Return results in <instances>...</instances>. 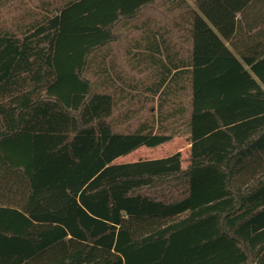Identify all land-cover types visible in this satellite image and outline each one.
<instances>
[{
    "label": "trees",
    "instance_id": "obj_1",
    "mask_svg": "<svg viewBox=\"0 0 264 264\" xmlns=\"http://www.w3.org/2000/svg\"><path fill=\"white\" fill-rule=\"evenodd\" d=\"M150 1L66 0L0 36V264H264V0H194L189 49L148 37L130 83L108 45ZM181 134L185 168L113 164Z\"/></svg>",
    "mask_w": 264,
    "mask_h": 264
},
{
    "label": "crops",
    "instance_id": "obj_2",
    "mask_svg": "<svg viewBox=\"0 0 264 264\" xmlns=\"http://www.w3.org/2000/svg\"><path fill=\"white\" fill-rule=\"evenodd\" d=\"M64 0L60 6L65 2ZM186 6H189L195 10L200 16L201 13L194 4V0H151L149 4L141 7L140 10L131 18H124L119 21V24L115 27V35H118V39H122L118 42V39L109 43L110 48L120 45L123 48V54H149L157 55L158 40L153 42L154 49H147V41L145 39L150 38H165L167 41L168 51L173 48H180L181 51L189 49V40L185 43H181L178 39L180 34L184 32V29L177 30L176 22L188 23L190 20V13H187ZM205 21L206 18L203 17ZM151 24L153 27L148 29L147 25ZM118 42V43H117ZM227 47L230 46L228 42H225ZM127 63V59L125 58ZM167 143V142H166ZM156 147L146 148L141 146L134 151H142V153H152L147 149H154ZM133 152V151H132ZM130 152L129 154H131ZM142 153H137L142 154ZM127 154V155H129ZM169 156V155H168ZM140 157V156H138ZM166 157L165 155L142 157L139 160H150ZM117 159V158H116ZM115 159V160H116ZM114 160V161H115ZM137 161V160H134Z\"/></svg>",
    "mask_w": 264,
    "mask_h": 264
},
{
    "label": "rangeland",
    "instance_id": "obj_3",
    "mask_svg": "<svg viewBox=\"0 0 264 264\" xmlns=\"http://www.w3.org/2000/svg\"><path fill=\"white\" fill-rule=\"evenodd\" d=\"M63 1L64 0H0V36H3V34L7 33L9 35L13 34V36L15 37L22 38L24 36L25 31L29 30L33 26L37 25V23H40L43 19L52 15L55 9L57 7H60V4ZM14 40L18 42H23L21 39ZM121 40L122 39H118V42H121ZM112 57L115 66H117L120 70L124 71L127 77V81L132 83L138 78L139 80H143V78L145 77L144 75L146 73L140 74L134 72V70H130V66L127 65L125 62L126 55L123 54V48L120 47V45L115 46L112 49ZM14 64L22 65L23 62H20L16 58L14 60ZM3 100L4 98H1L0 95V107L3 103ZM136 107L137 105L134 104V108ZM146 115H148L147 110H143L140 113L134 115V118L138 119H134L129 123L130 129L135 126L139 118L145 117ZM189 147L190 146L186 135L181 134L179 136H175L172 140L168 141L167 143L159 145L157 148L147 149L152 153H142V151L140 150L133 151L129 155L118 157L115 161H113V164L132 162L134 160H139L142 157H150L157 155L168 156L179 151L181 153V166L185 168L188 165L190 149ZM137 153L142 154L138 155Z\"/></svg>",
    "mask_w": 264,
    "mask_h": 264
}]
</instances>
